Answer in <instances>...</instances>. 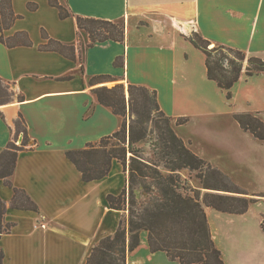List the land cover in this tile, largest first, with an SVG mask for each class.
<instances>
[{"label":"crops","instance_id":"crops-1","mask_svg":"<svg viewBox=\"0 0 264 264\" xmlns=\"http://www.w3.org/2000/svg\"><path fill=\"white\" fill-rule=\"evenodd\" d=\"M58 1L70 17L62 18L50 0H7L15 20L3 30L0 9V80L12 95L0 103V155L15 141L16 122L22 119L30 140L10 180L38 208H15L13 189L0 180L4 220L13 225L0 238L3 264H86L93 248L125 220L128 211L111 208L108 200L127 186L123 165L114 160L106 177L85 182L66 155L122 127L123 118L97 101L93 90L99 87L124 83L156 91L160 108L191 151L251 196L264 195V141L242 130L234 118L241 112L223 101L221 89L207 76L204 53L189 41L197 33L214 45L260 57L264 0ZM77 16L124 23V42L91 47ZM50 40L71 47L69 54L73 48L75 59L43 48ZM118 58L121 66L115 65ZM99 76L112 79L92 85ZM244 88L258 90L264 102V72L250 77L244 70L232 91ZM240 111L264 121V104L247 99ZM179 118L188 122L176 125ZM22 141L20 134L15 143ZM206 213L225 264H249L258 252L264 262V197L242 215L208 207ZM255 220L259 231L253 233ZM222 225L228 226L225 232ZM127 264L180 263L165 252H151L142 231Z\"/></svg>","mask_w":264,"mask_h":264},{"label":"trees","instance_id":"trees-1","mask_svg":"<svg viewBox=\"0 0 264 264\" xmlns=\"http://www.w3.org/2000/svg\"><path fill=\"white\" fill-rule=\"evenodd\" d=\"M7 0H0L2 13L1 28L8 27L15 20ZM60 11L62 18L72 14L59 3L50 0ZM78 27L90 36V46L106 41L124 42L125 26L122 22H112L94 18L76 17ZM1 41L8 46L4 37ZM189 41L202 51L206 57L207 76L232 98V88L240 80L243 71L254 76L264 72V59L248 56L242 50L215 44L197 33ZM45 49H55L75 59L74 49L50 40ZM122 65V59L115 61ZM110 76H99L90 83L111 81ZM97 101L110 108L114 114L123 118L121 129L111 136L89 143L83 149L69 150L67 157L77 167L85 182L100 180L111 170L114 160L120 162L127 172V186L122 194L108 197L111 208L128 211L117 232L103 238L94 248L86 264H127L128 254L141 243V232L148 233L151 252H165L172 261L180 264H225L220 249L212 237L206 208L222 213L242 215L248 212L250 205L264 195L251 196L249 192L234 183L226 174L211 163L196 155L175 132L172 118L160 108L157 92L144 86L128 85V94L123 84L99 87L93 90ZM12 95L0 80V103L11 100ZM22 99V97H20ZM159 114L154 121L153 114ZM131 123H128L127 116ZM242 130L250 133L258 141H264V121L256 114L241 112L234 114ZM154 122L156 134L153 146V158L144 157L143 145L148 142L149 123ZM187 118H179L176 125H184ZM17 132L14 142L0 155V180L14 191L15 208L38 211L37 206L19 189L12 185L10 178L14 174L20 151L28 146L30 140L23 120L16 122ZM22 129V130H21ZM23 135L21 145L15 142ZM115 141V142H111ZM196 172L200 180V189L188 186L182 172ZM149 195L147 200L139 201L137 191ZM190 192L192 194H190ZM6 204L0 197V238L10 232L13 225L6 223L4 216ZM264 229V226H263ZM4 252L0 247V264H3Z\"/></svg>","mask_w":264,"mask_h":264},{"label":"rangeland","instance_id":"rangeland-1","mask_svg":"<svg viewBox=\"0 0 264 264\" xmlns=\"http://www.w3.org/2000/svg\"><path fill=\"white\" fill-rule=\"evenodd\" d=\"M214 47H215L214 44L210 45V48H214ZM248 56H250V55H248ZM260 57L264 59V54H261ZM119 84H123L124 85L125 91H126V94H127V98H129L128 85H126L124 83H119ZM220 92H221V96L223 98V101L226 104L229 103L228 105L233 104V106L235 108H237L238 112H245V111H240V110L243 109L244 107H246L247 99H251L258 106H261L262 104H264L263 99L261 98L260 93H259L258 90H252V89L251 90H249V89L246 90L245 88L242 89V90H235V91L233 90L231 99H228L226 92H224L222 90H220ZM233 93L235 94V97H234ZM233 106H231V107H233ZM126 118L127 119L129 118L128 119V123L130 124L131 123L130 116L128 115ZM153 119H154V121H159L160 117H159V114L157 112H154ZM148 125H149V131L150 132L153 131V133H151L149 135L148 142H146L143 145L144 151H145L144 152V157L146 159L153 158V156H154L152 144H153L154 138H155L154 134L157 133L156 129L154 128V122H150ZM111 142L113 143L115 141H111ZM182 175H183V178L187 180L189 187L194 188V189H200L202 191V194L205 192V190H202V185L200 183V180L196 177V172L183 171ZM190 194H192V193L190 192ZM137 197L139 198V201H144V200L148 199L149 195L146 194V193L141 192V189H140V190L137 191ZM127 216H128V214H127ZM127 216H126V218H127ZM252 216L254 218L259 217V215L257 213H255V211H254ZM227 227L228 226L222 225L221 226L222 231L225 232L228 229ZM251 231L253 233H256V232L259 231V227H258V224H257L256 220L253 222V224L251 226ZM254 240L255 241H260V239L258 237L255 238ZM262 244H264V243H262ZM259 246L260 245H258L257 247H259ZM262 248L264 249V245L262 246ZM249 264H264V262H262L261 254L258 252V254H256L254 256V259Z\"/></svg>","mask_w":264,"mask_h":264}]
</instances>
